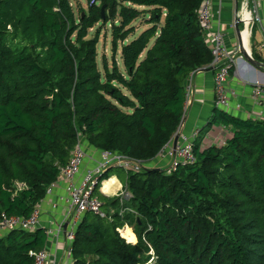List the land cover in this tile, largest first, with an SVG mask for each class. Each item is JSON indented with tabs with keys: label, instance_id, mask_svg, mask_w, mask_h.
<instances>
[{
	"label": "trees",
	"instance_id": "trees-1",
	"mask_svg": "<svg viewBox=\"0 0 264 264\" xmlns=\"http://www.w3.org/2000/svg\"><path fill=\"white\" fill-rule=\"evenodd\" d=\"M203 2L87 0L75 12L69 0H0V217L27 218L80 142L145 166L99 176L103 215H81L73 264H264L262 121L214 107L224 143L202 147L196 129L194 163L168 173L156 159L181 127L189 79L212 60ZM122 172L129 198L102 194ZM46 240L40 226L3 232L0 264H35Z\"/></svg>",
	"mask_w": 264,
	"mask_h": 264
},
{
	"label": "built area",
	"instance_id": "built-area-1",
	"mask_svg": "<svg viewBox=\"0 0 264 264\" xmlns=\"http://www.w3.org/2000/svg\"><path fill=\"white\" fill-rule=\"evenodd\" d=\"M245 1L246 3L242 5L241 11L237 13V18L240 21L239 23L244 25V32L246 33V36H249L250 31H247L246 28H251L256 24H260V18L258 16L256 6L254 5L253 7H250L248 3L249 0ZM210 6L211 0H204L199 9L198 18L200 26L204 31L206 44L211 49L212 60L209 67H211L214 71V106L228 112L230 109L231 98L237 97L238 95L236 89L228 86V75L233 66L236 64L237 52L240 51V48L239 46H235L232 49L226 48L223 41L224 34L219 30L210 31ZM246 53L251 56L248 51H246ZM241 57L242 54L240 58ZM189 95L190 87L188 84L187 101L185 104L186 109L189 104ZM250 98L256 104L261 103L264 98V81L256 82L251 85ZM236 106L238 107V104ZM256 119L264 123V116L261 115ZM177 134V141L174 143L173 136V138L160 149L156 156V159H158L159 162L165 163L162 164V167H165V170L168 173L175 171L179 166L192 164L196 160L195 155L193 154V141L196 139L198 131L194 129L185 133L178 130ZM99 156L100 158L95 163L94 167L92 169H88L84 173L80 183L76 184L75 178L80 172V168L86 157L85 148L80 142H77L70 153L68 162L60 169L56 181H63L66 185V193L68 197L67 218L72 228L67 231L66 229H63L62 224H59L54 228L45 229V234L46 236H52L56 239L63 237L66 243L64 252L65 260L57 261L51 258L49 253L45 250V248H43L39 252H30V255L34 257L35 264H73L71 243L74 239V228L79 222L81 215L85 212H94L96 214L103 215L101 212V203L97 197L93 195L99 176L108 166L111 165H118L124 169H130L133 171H138L141 167L145 166V162L126 158L108 150L100 151ZM110 178L101 182V187L99 188L100 192H103L102 188L104 183L109 182L111 180ZM117 196L127 199L129 198V193L125 189H121ZM39 223L40 207L38 204L27 218L15 216L7 217L5 215H1L0 234L13 229L31 231L39 227ZM120 231L121 229H119V232Z\"/></svg>",
	"mask_w": 264,
	"mask_h": 264
},
{
	"label": "crops",
	"instance_id": "crops-1",
	"mask_svg": "<svg viewBox=\"0 0 264 264\" xmlns=\"http://www.w3.org/2000/svg\"><path fill=\"white\" fill-rule=\"evenodd\" d=\"M245 0H211L210 12H211V23L210 31H221L223 41L228 49H232L235 46H239V43L243 46L245 51H248L253 56L252 37L253 30L255 27L258 28L261 34V44L259 48H264V0H249L250 7L254 5L257 8V13L260 18V24H256L251 28H247L249 36H246L243 25L238 24L240 31V38L236 33V19L237 13L241 11L242 5L245 4ZM208 41V38H207ZM260 56V57H259ZM255 57L254 60L264 64V53ZM213 76L214 71L211 67H203L193 74L189 79L190 95L189 104L183 118L180 132L188 133L194 129L198 131L208 125L209 119L212 116V110L214 106V91H213ZM264 81V67L263 66H251L243 57H237L236 64L231 69L228 75V86L236 89L238 95L230 100L229 114L240 116L242 118L256 119L259 116H264V98L260 104H256L250 98L251 85L256 82ZM238 104V107L236 106ZM215 133L211 135V132L206 134V137L201 143L202 147H206L210 138H214V144H222L225 139L231 136L229 128L215 125ZM85 148V147H84ZM89 150V151H87ZM87 152H91L90 156H86L83 164L80 168V172L75 178V183H80L84 173L88 169H92L95 162L99 160V152L96 150H90L85 148ZM156 160L154 161V165ZM115 178L119 186L115 188L114 192L107 194L104 191L101 192L107 197H115L118 192L124 187L123 183L119 180L118 176L114 175L110 179ZM106 183V182H105ZM105 183L104 186L105 187ZM68 197L66 193V185L63 181H56L51 185L46 193L45 198L40 202V223L39 226L48 229L54 228L59 224L63 225V229L69 230L72 228L68 218ZM54 205V207H53ZM129 228L134 236V241H129L124 237V232ZM121 235L127 242L135 243L136 236L132 229L125 225L121 228ZM45 250L49 253L50 257L57 260H65V247L66 243L63 237L56 239L52 236H46Z\"/></svg>",
	"mask_w": 264,
	"mask_h": 264
},
{
	"label": "rangeland",
	"instance_id": "rangeland-1",
	"mask_svg": "<svg viewBox=\"0 0 264 264\" xmlns=\"http://www.w3.org/2000/svg\"><path fill=\"white\" fill-rule=\"evenodd\" d=\"M74 11H78V8L82 7L84 9H86L87 7V0H69ZM142 17L140 18H137L136 19V25H139L138 28H137V31H136V35L140 34L147 26L142 24L140 25V21H141ZM103 34H101L100 36V41H99V44H98V53L101 54V53H104L107 57H109L110 55V49H111V46H110V40H111V37H110V32L109 30H106L104 29V31H102ZM261 41H262V38H261V34L258 30L257 27L254 28L253 30V37H252V46H253V55L255 57L258 58L259 55H262V53H264V48H259L260 44H261ZM260 57V56H259ZM187 110V109H186ZM215 125H207L205 127H203L202 129L199 130V139L201 141L204 140V138L206 137V134L211 132V135H213L215 133V129H214ZM210 142H208V144H211V143H214V138H210ZM90 150H94V149H90ZM89 151V150H87ZM90 156L91 155V152H87L86 156ZM86 158V157H85ZM97 162V161H96ZM95 162V163H96ZM159 162H157L156 164H158ZM165 171V167H162ZM119 180L123 183L124 181V178H125V173L122 172L119 176H118ZM107 184V185H106ZM119 184L117 182V185H112V184H109L108 182L105 183V187L102 188V190L104 189L107 194H111L114 192L115 188L118 187ZM127 236H132V232L131 230H129V232L127 231L126 233ZM133 237V236H132ZM148 264H156L153 261H151L150 263Z\"/></svg>",
	"mask_w": 264,
	"mask_h": 264
},
{
	"label": "water",
	"instance_id": "water-1",
	"mask_svg": "<svg viewBox=\"0 0 264 264\" xmlns=\"http://www.w3.org/2000/svg\"><path fill=\"white\" fill-rule=\"evenodd\" d=\"M103 11H104V5L101 7V13H102V17H103ZM238 24H239V20L236 19V33L238 35V39L240 38V29L238 27ZM239 48H240V52L242 54V57L251 65V66H263L264 67V64L263 63H260L256 60H254L250 55H248L246 53V51L244 50L243 46L239 43ZM177 137H178V134L176 133L175 136H174V143L177 141ZM159 170V169H157Z\"/></svg>",
	"mask_w": 264,
	"mask_h": 264
},
{
	"label": "bare ground",
	"instance_id": "bare-ground-1",
	"mask_svg": "<svg viewBox=\"0 0 264 264\" xmlns=\"http://www.w3.org/2000/svg\"><path fill=\"white\" fill-rule=\"evenodd\" d=\"M239 20V19H238ZM240 22V21H239ZM242 24V23H241ZM243 25V24H242ZM243 29H244V25H243ZM246 30H247V28H246ZM241 31V30H240ZM241 56V54H240V51H238L237 52V57H240ZM109 184H112V185H117V181L115 180V178H112L109 182H108ZM107 185V184H106ZM105 191V190H104ZM106 192V191H105ZM129 228H127L126 229V232H124V237H126L129 241H132L133 240V238H132V236L130 237V236H127L126 235V233H127V231L129 232Z\"/></svg>",
	"mask_w": 264,
	"mask_h": 264
},
{
	"label": "clouds",
	"instance_id": "clouds-1",
	"mask_svg": "<svg viewBox=\"0 0 264 264\" xmlns=\"http://www.w3.org/2000/svg\"><path fill=\"white\" fill-rule=\"evenodd\" d=\"M124 238V237H123Z\"/></svg>",
	"mask_w": 264,
	"mask_h": 264
}]
</instances>
